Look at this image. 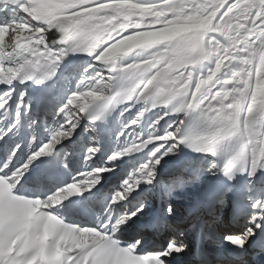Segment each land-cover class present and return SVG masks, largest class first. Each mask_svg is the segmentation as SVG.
<instances>
[{
    "label": "snow or ice",
    "instance_id": "6c2138e0",
    "mask_svg": "<svg viewBox=\"0 0 264 264\" xmlns=\"http://www.w3.org/2000/svg\"><path fill=\"white\" fill-rule=\"evenodd\" d=\"M0 264H264V0H0Z\"/></svg>",
    "mask_w": 264,
    "mask_h": 264
}]
</instances>
